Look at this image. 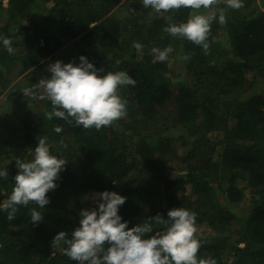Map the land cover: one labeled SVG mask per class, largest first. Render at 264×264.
<instances>
[{
    "label": "trees",
    "instance_id": "trees-1",
    "mask_svg": "<svg viewBox=\"0 0 264 264\" xmlns=\"http://www.w3.org/2000/svg\"><path fill=\"white\" fill-rule=\"evenodd\" d=\"M7 1L0 0V34L12 38L13 51L0 45V95L11 87L18 65L16 75L27 73L28 86L48 78V66L65 42L74 46L76 63L84 55L101 74L125 70L137 83L119 89L128 102L126 115L99 130L49 120L47 99L39 115L16 111L0 118V149L11 150L17 139L25 151L0 164L9 171L0 179V202L12 191L16 158L31 159L38 137L47 136L52 151L67 159L57 187L46 193L45 208L18 206L11 220L8 210H0V264H76L52 240L79 226L81 209L98 207L99 199H82V188L126 196L119 212L129 227L157 214L167 219L169 209L185 207L196 213L198 230L205 224L219 231L211 239L197 231L198 255L212 256L217 264H264V11L258 0H243L239 9L217 0L213 7L223 10L226 21H212L207 52L165 30L186 21L191 8L170 9L162 17L144 8L119 20L115 8L123 0ZM134 41L143 48L135 49ZM168 46L184 62L182 81L173 80L170 58L153 60V47ZM15 90L8 102L23 98ZM19 102L33 105L29 99ZM179 149L183 154L177 155ZM164 150L185 161L178 169L183 176H171L174 168ZM7 158L0 151V161ZM245 193L253 206L243 216L234 205ZM33 207L43 220L31 221ZM163 227L153 221L154 232Z\"/></svg>",
    "mask_w": 264,
    "mask_h": 264
},
{
    "label": "clouds",
    "instance_id": "clouds-1",
    "mask_svg": "<svg viewBox=\"0 0 264 264\" xmlns=\"http://www.w3.org/2000/svg\"><path fill=\"white\" fill-rule=\"evenodd\" d=\"M7 1V0H6ZM146 9L157 13L181 7L199 10L181 23H171L166 31L172 36L186 38L209 49L208 37L211 23L217 19L223 23L226 16L223 10L213 7L217 0H140ZM8 3V1H7ZM234 9L242 7L243 0H224ZM0 45L8 53L13 51L12 38L0 34ZM138 51L143 48L139 41L133 42ZM171 46L153 47L151 53L154 62L164 61ZM187 59V55L183 57ZM79 63H64L57 60L48 66L50 75L38 83L24 87L21 91L26 97L47 99L51 110L46 113L49 120L60 118L84 128L112 124L127 113V100L119 89L126 85H135L136 79L125 70L104 71L98 69L86 56L81 55ZM55 132L61 127L56 126ZM60 144H64L63 138ZM53 145L47 136L38 137L31 159L16 158L19 169L14 176L12 191L0 210H8L7 217L12 219L18 206L34 203L45 208L49 203L46 195L57 187V181L67 159L52 151ZM9 175L7 168H0V179ZM126 196L105 190L99 194L98 207L81 209L79 226L69 235L59 231L52 240V246H61L63 253L76 264H217L214 257L198 255L201 240L196 235V213L185 207L171 208L167 219L157 214L141 223L129 227V221L120 214L119 209L126 201ZM32 222L43 220L42 213L36 207L30 210ZM153 221L163 224L162 230L153 231ZM151 235H148L150 234Z\"/></svg>",
    "mask_w": 264,
    "mask_h": 264
},
{
    "label": "rangeland",
    "instance_id": "rangeland-1",
    "mask_svg": "<svg viewBox=\"0 0 264 264\" xmlns=\"http://www.w3.org/2000/svg\"><path fill=\"white\" fill-rule=\"evenodd\" d=\"M141 4L142 3L140 2V0H130L127 4H126V1L123 0L121 5H119L115 8V12H117V14L119 16V20H126L127 18H129L131 16H136L140 12H142L141 9H144L145 7L143 6V4L142 5ZM4 5H7L6 0H4ZM139 5H141L140 10L137 7ZM257 6L259 7L260 10L264 11V0H258ZM206 11H207L206 9L205 10H195L193 13H195V12L205 13ZM152 12L156 16L162 17V16H165L167 11L166 12L161 11L160 13H157L155 10H152ZM28 25H29V23H28ZM73 47H72L71 42H65L63 50L61 52H59V54L57 55V57H59V58L56 60H61L64 63H68V62H70L69 61V58H70L72 61H74L76 53L74 54ZM65 54H67L68 56H65ZM63 55L65 57H63V59H62L61 57ZM178 55H179V50L177 51L175 49H173L171 51V54L168 55V58L171 59L170 64H169V68L171 71H173L175 73V75L172 76L173 80H175V81L181 80L182 81L185 79L184 62H183V60L179 59ZM19 68H20V66L18 65L15 68V71L13 72V74L10 75V78L13 79V83L11 84V87L6 92H4L3 94L0 95V118L4 117L5 115L14 113L16 111H22L23 113L33 112L36 115H39L43 111L44 104L42 102L44 99L38 98L40 90L37 92V97H33V98L26 97L25 94L21 91L24 87H28L29 81H28V78L26 76L27 73H20L19 75H16L19 73ZM11 88H14V89H16L15 91L20 92L21 95L23 96V98L19 99L18 101L14 102V103L8 102L7 101L8 94H9V91L11 90ZM27 99L32 100L33 105H31L29 107L25 104L23 106H20L19 101H21V100L27 101ZM173 134L176 135L178 133L174 132ZM173 134H171L172 137H173ZM13 143H14V145H13L11 150H9L7 147H1L0 151H2V153L5 152V155H8L7 159L0 161L1 165L5 164L7 162L9 163V161H10L9 157L19 156V155L14 154L15 152L20 154V155L25 154V151L16 145V144H18L17 139H14ZM181 154H183V152L181 149H179L177 155H181ZM2 155H4V154H2ZM163 155L167 158H170L171 166L174 168V170L171 172V176H173V177L183 176L184 171H181L178 169L180 167H182V169H184L185 164H186L185 161L181 160L180 157L174 156L173 154L169 153L168 150H164ZM29 156H24V159L28 160L30 158ZM99 194H100V192H97V191L93 190L92 188H82L80 190V195L82 196V199H84L88 202H94V201L98 200ZM183 198L187 199V195H184ZM252 206H253V204L249 202V194L245 193L243 201L236 203L234 205L235 213L238 215L244 216V215L248 214V212H249V210H251ZM92 208H94V207L93 206L89 207V209H92ZM198 233L200 235L206 237L207 239H211L214 236L218 235L219 231L214 230L205 224H202L199 226ZM230 245H233V240L230 242Z\"/></svg>",
    "mask_w": 264,
    "mask_h": 264
}]
</instances>
